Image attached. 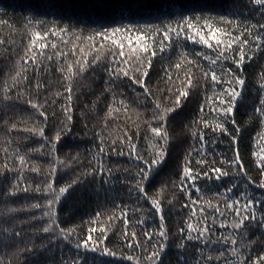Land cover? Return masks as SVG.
<instances>
[{
    "label": "snow or ice",
    "instance_id": "6c2138e0",
    "mask_svg": "<svg viewBox=\"0 0 264 264\" xmlns=\"http://www.w3.org/2000/svg\"><path fill=\"white\" fill-rule=\"evenodd\" d=\"M246 3L249 10L254 11L260 19L257 23L243 24L239 35H233L229 31V28L233 27V22L224 15H219L217 18L214 15L190 14L188 9L174 3L170 6V11L168 7L164 9L173 17L171 22L165 24L129 22L111 28L102 26L100 30L94 32L93 36L88 37L97 54L91 62L87 58L83 62L77 60L79 72L84 73L91 63L100 67L108 76L105 82L108 87L96 98L92 107L95 108L99 103H104L107 108L105 120L113 116L114 112L120 111V108H113L112 104L119 103L124 111H127L128 105L125 101L123 99L117 101V82L123 83L121 77H126L128 81H131L129 87L139 85L142 89V91L132 89L135 99L145 107L146 112L150 108V117L143 120L148 133L143 137V152L140 150L139 142H134L133 137L127 133L120 140L121 144H127L129 156L139 162L135 172L126 181L129 185L130 198H134L136 202L131 209L132 218H129V213L125 210L126 206L123 203L115 204L116 196H112L115 207L121 211V216L117 217L113 212L108 216V221L123 220L124 228L119 232L122 247H109L110 228L100 226L103 213L97 212L88 221L89 225L97 226H90L83 236L76 226H61L57 206L72 196L77 190L74 186L83 185L89 177L94 180L96 175L102 176L106 167L103 162L104 138L101 137L100 145L97 146L98 150L91 155L85 169L70 181L65 182L63 186H59L58 189L55 186L58 184V169L71 167L66 159L57 156V143L61 141L62 134H67L72 130L74 96L71 83L66 88L67 95L64 97L66 103L62 104L60 109L63 119L57 118L53 122L54 132L49 137L45 135V127L48 126L49 119L42 110L47 104V97L44 102L39 100L40 89L43 85L37 79L36 99L29 97L26 103L44 118V126L33 127L26 131L38 134L44 144L49 145L47 153L41 154L50 155L53 163L49 165V171L44 175V179L34 184L26 173L39 174L40 168L36 165L29 166L27 153H22L18 147L14 148L11 152V162L6 159L0 165L2 169L0 170V198H3L6 205L20 200L24 203L19 207H6L0 215L16 219L17 216L14 214L23 213L27 219L21 223L29 226L38 225L35 227V234H47L49 244L65 242L70 245L72 254L67 259L62 257L59 264H112V261L103 258H117L118 253H120L118 258L129 264H170L168 249L173 242L179 250L176 264H264V230H261L255 238L249 235V230L254 225H259L264 229V191L257 197L251 187L254 185L256 189L264 190V145L261 144V141H264V70L259 74V91L262 94L258 97V106L254 104L253 112L249 114V121L255 119L261 129L257 132L256 142L259 151L251 153L256 158L254 161L257 170L256 177L254 178L250 170L246 169L239 149H236L231 157H228L226 153L220 154L221 158L217 161L207 158L206 148L208 135L216 132L230 136L233 144L242 138L241 126H236L237 120L233 113L238 99H243L246 86L244 65L246 60L252 61L258 54L264 58V0H246ZM11 6V4L0 2V13L6 15ZM120 18L123 19V13ZM0 22L5 21L0 18ZM113 23L117 21L114 20ZM234 27L240 28V25L236 24ZM61 31L67 30L61 29ZM52 34L56 35L55 32ZM96 37H100L105 42L100 43L99 48H96ZM45 38L41 37L40 33H36L32 44L36 45L38 41ZM188 42L211 50V54L205 50L184 51ZM3 43L0 41V44ZM46 46L43 42L38 43L40 50ZM51 48L56 49L57 45L53 43ZM105 48L113 56L111 61H107L106 57L102 61L104 53L101 50ZM166 49L173 52L180 49L177 59L169 62V67L174 66L177 72L176 80L179 81V85L168 87L174 81L172 75L166 72L165 87L163 89L157 87L156 91L160 92V96L157 97L153 89L149 87V72L153 68V62L158 53H164ZM79 51L83 53L84 48H80ZM28 52H32V49L29 48ZM28 52H25V55H28ZM40 55H43L42 51ZM56 55L58 57L67 56V53L57 52ZM73 55H75V50ZM117 55L122 59H117ZM190 55L192 59L188 58ZM160 58L164 59L163 56ZM31 59L33 65L39 63L35 52H32ZM46 59L51 61L52 56H47ZM201 59L207 61L206 68L201 63ZM129 61L133 62L131 67L126 69L121 66L128 65ZM57 64L59 65V61ZM17 65H20V61H17ZM26 65L25 60L24 66H21L16 75L12 77L14 84L19 82L18 77L21 80L28 79L27 76L21 75L26 70ZM229 65H234L235 69ZM193 67L199 69L201 73L199 78L193 71ZM57 71L63 72L64 69L58 66ZM67 72L69 75L66 79L71 81L74 75L71 64L68 65ZM181 72L183 73L182 78L179 75ZM8 92L9 90L5 88V100L10 99ZM201 92L205 94L203 97L200 95ZM105 94L111 96V103L102 99ZM60 95L58 92L57 96ZM173 96L175 99H172ZM193 102L197 106L198 114L186 129L185 135H189L195 143L183 157V165L178 166L173 173L177 180L171 181L174 187L179 185L180 192L187 197L191 206L182 205L188 208L187 218L183 220L182 225L177 226L176 232H172L166 223V205L174 207L176 196L173 193L172 199H166V186L170 181L167 177H161L156 165L169 155L171 141L175 139L170 130L172 114L180 115ZM52 103L55 104L56 101L53 100ZM52 115L56 116V113L53 112ZM228 124L235 126V135L229 131ZM8 143L9 147L3 149L6 157L11 147V142ZM111 143L115 145L117 140L114 139ZM196 143L199 147L195 146ZM35 151L40 152V148ZM116 154L124 155V152L119 151ZM71 161L80 162V154L77 153L71 157ZM108 171L111 173V169ZM201 178L204 181H212L213 184L205 183L201 188L196 184V181ZM223 178H228L231 181L230 184L225 187L224 191H216L215 189L220 185L215 182ZM188 181L191 183H186ZM157 184L160 188L155 191ZM98 190L105 189L101 185ZM193 190L199 194L197 200L192 199ZM105 191L111 193L112 189ZM207 192H215L214 198L218 201L215 205L211 203V200L205 201L207 208H211V213L203 204L197 202L203 200ZM132 193H135L134 197L131 196ZM41 200L44 203H41ZM220 202L223 203V208L220 207ZM144 203L149 204L150 207L145 209ZM137 213L140 214L139 218H136ZM133 219H135L134 224ZM149 219L154 222L158 219V223L151 232L142 229V232L138 234L134 230L135 226L145 225ZM97 232L99 235L94 237L93 234ZM112 234L116 236L115 231ZM25 237L23 228L17 230L14 227L0 226V248L8 250L11 257L7 260L0 258V264H23L20 257L25 252L33 251L35 247V241L28 238V243H31L33 248H29L27 243L21 248L20 244ZM193 247L195 248L194 257L190 258L189 253ZM45 249L51 251L47 245H42V250ZM125 249L130 250L132 254L125 255Z\"/></svg>",
    "mask_w": 264,
    "mask_h": 264
},
{
    "label": "trees",
    "instance_id": "16d2710c",
    "mask_svg": "<svg viewBox=\"0 0 264 264\" xmlns=\"http://www.w3.org/2000/svg\"><path fill=\"white\" fill-rule=\"evenodd\" d=\"M0 2L12 5L6 15L0 13V18L5 21L0 22V41L4 42L0 44V165L6 159L11 162V152L18 147L22 153H27L26 158L29 166L36 165L41 170L39 174L27 172L26 175L34 184L44 179V175L49 171V165L53 163V160L50 155H42L41 153H47L49 145L44 144L43 139L38 134L26 131V129L33 127L44 126V118L32 110L26 101L29 97L33 100L36 99L35 84L37 79H39L43 85L40 89L39 100L44 102L45 97H47V104L42 109L49 119V124L45 127V135L51 137L54 132L53 122L57 118L63 119V113L60 109L61 105L66 103L64 99L67 95L66 88L71 83L74 96L72 130L67 134H62L61 141L57 143V156L61 159H66L71 164V167L63 170L58 169V184L55 186L58 189L59 186H63L65 182L70 181L85 169L88 160L91 159V155L98 150L97 146L100 145L101 137L104 138L105 153L103 154V162L106 167L102 176L96 175L94 180L89 177L84 181L83 185L74 186L77 187V190L72 196L63 200L57 206L61 226H76L83 236L87 233L90 226H97L95 224L89 225L88 221L97 212L103 213L100 226L110 228L108 233L109 247H122L119 232L124 228L123 220L114 219L113 221H108V216L114 212L117 217H120L121 211L115 207V204L123 203L126 206L125 210L129 213V218H132L131 209L136 202L134 198H130L129 185L126 181L135 172L139 162L134 157L129 156L127 144H121L120 140L127 133L133 137L134 142H139L140 150L143 152V137L148 135L143 125V120L150 117V108L146 112L145 107L135 99V93L132 89L135 88L137 91H142V89L139 88V85H131L129 87L131 81H128L126 77H121L123 83L117 82V101L123 99L125 104L128 105L127 111H124L119 103L112 104L113 108H120V111L114 112L113 116L105 120L104 117L107 111L105 104L101 102L97 107H92L96 98L108 87L105 83L108 76L100 67L91 63L90 66L86 67L84 73L79 72V65L76 61L83 62L87 58L91 62L97 54L92 48V43L88 40V37L93 36L94 32L100 30L102 26L111 28L112 26H120L129 22L138 24H165L171 22L173 17L166 13L164 9L168 7L170 11V6L174 3L188 9L190 14L214 15L217 18H219V15H224L233 22V27L229 28L233 35H239L243 24L249 22L257 23L260 18L254 11L249 10L246 0H0ZM122 13L123 19L120 18ZM114 20L117 23L114 24ZM236 24H239L240 28L234 27ZM221 26L223 27L224 25ZM61 29H66L67 31L62 32ZM53 32L56 35H53ZM36 33H40L41 37H46L38 41V43L43 42L47 45L43 50L38 48V43L36 45L32 44ZM77 37H80V39H77ZM96 41V48H99L100 43H105L100 37H96ZM53 43L57 45L56 49L51 48ZM29 48L36 53V59L39 61L36 65L32 63V52H28ZM80 48H84L83 53L79 51ZM192 49L196 51L205 50L211 54V50L203 49L202 46L193 45L191 42H188L184 51L190 52ZM74 50L75 55H73ZM41 51L43 55H40ZM101 51L104 53L102 61L105 60V57L107 61L113 59L111 52L107 48ZM125 51L127 52V49ZM179 51L180 49H176L174 52L166 49L164 53H158L154 59L148 81L149 87L153 89L157 97L160 96V92L156 91L157 87L159 86L160 89L165 87L166 72L172 75L174 81L168 87L179 85V81L176 80L177 72L174 66L169 67V62H174L177 59ZM25 52H28V55H25ZM57 52L67 53V56L58 57L56 55ZM47 56H52V60H47ZM161 56L164 59H161ZM116 58L122 59L118 55ZM188 58L192 59L193 57L190 55ZM25 60L27 61L26 70L21 75L27 76L28 79L21 80L18 77L17 80L19 82L14 84L12 77L16 75L21 66H24ZM17 61H20L19 66ZM57 61H59V65ZM132 63V61H129L128 65L121 66L127 69L132 66ZM201 63L205 68L207 67V61L201 59ZM69 64L72 65L74 73L71 81L66 79L69 75L67 72ZM58 66L62 67L64 71H57ZM229 66L235 69L234 65ZM262 70H264V58H261L259 54L252 61L246 60L244 65L246 86L243 92V99H238L233 113L237 120L236 126H241L240 135L242 138L233 144L230 136L216 132L208 135V143L206 144L208 150L207 158L209 160L216 159L218 161L221 158L220 154L224 153L231 157L233 152L239 149L246 169L250 170L254 178L257 175L254 164L256 158L251 153L259 151L256 142L258 140L257 132L261 129L255 119L249 121V114L253 112L254 104L258 106V97L262 94L259 91V74ZM193 71L198 78L201 76L199 69L193 67ZM179 75L181 78L183 77L182 72ZM5 88L9 90L10 99L8 100L4 99L6 95ZM58 92L61 94L60 96H57ZM208 94L210 95L211 93L209 92ZM200 95L203 97L205 94L201 92ZM102 99H106L111 103V96L107 94ZM172 99H175V97L173 96ZM53 100L56 101L55 104L52 103ZM201 102L203 101L201 100ZM196 108L197 106L193 102L180 115L172 114L170 130L175 139L171 141L169 155L160 164L156 165L161 177H167L170 181L166 186V199H172L173 193L176 196L174 207L166 205V223L172 232H176L177 226L182 225L183 220L187 218L188 208L182 207V205L191 206L187 197L180 192L179 185L177 184L174 187L171 181L177 180L173 173L178 166L183 165V157L195 143L189 135H185V131L191 121L197 117ZM205 110L207 111V109ZM53 112L56 113V116L52 115ZM138 113H141V115L138 116ZM13 125H15V128H13ZM137 125H139V128H137ZM227 127L235 135V126L228 124ZM137 131L139 132L138 136ZM206 131L210 132V130ZM114 139L117 140L115 145L111 143ZM9 141L11 142V147L9 148V155L6 157L3 149L9 147ZM261 144L264 145V141H261ZM41 145L44 146L41 147ZM195 146L199 147V144L196 143ZM37 148H40V152L35 151ZM119 151H123L124 155H117L116 153ZM77 153L80 154V162L71 161V157ZM217 166L219 165L217 164ZM108 169H111V173H109ZM104 181H107V183H104ZM230 182L228 178L215 182V184L220 185L215 190L224 191ZM186 183L190 184L191 181ZM205 183L213 184L212 181H204L202 178L196 181L197 186L201 188L204 187ZM101 185L105 190L112 189V192L98 190ZM251 187L257 197L264 191L256 189L254 185ZM159 188L160 185L157 184L155 191H158ZM69 191L71 192L72 190L70 189ZM113 195L116 196L115 204L112 199ZM198 195L193 190L192 199L197 200ZM214 195L215 192H207L203 200L197 201L198 204H203L209 213L212 210L207 208L205 201L211 200L213 205L217 204L218 201L214 198ZM131 196L134 197L135 193H132ZM40 202L44 203L43 200ZM22 203L24 201L20 200L6 205L3 198H0V212L5 211L6 207H19ZM143 207L147 209L150 205L144 203ZM220 207L223 208L222 202H220ZM14 215L17 216L16 219L0 215V226L14 227L17 230L23 228L26 237L20 244L21 248L25 243L28 244L29 248H33V245L28 243V238L35 241L33 251L25 252L20 257L23 264H42V262L44 264H59L62 257L67 259L72 254L70 253L71 246L67 243L49 244L47 234H35V227H38V225L29 226L28 224H22L21 221L27 219V216L23 213ZM37 215H39V212H37ZM139 215L137 213L136 218H139ZM134 223L135 219H133ZM156 223H158V219L155 222L149 219L145 225L135 226L134 230L138 234L142 232V229L151 232ZM130 230H132L131 226ZM261 230H264L261 226L254 225L249 230L250 237L255 238ZM113 231L116 232L115 237L112 234ZM97 235H99L98 232L93 234L94 237ZM141 238L143 239L142 235ZM42 245H47L51 251L42 250ZM200 247L203 246L200 245ZM168 251L170 253V264H176L179 250L175 247L174 242ZM194 252L195 248L193 247L189 253L190 258L194 257ZM124 254L132 253L130 250L125 249ZM119 255L120 253L117 254V258L104 257L103 259L112 261V264H129L127 261L120 260L118 258ZM0 258L5 260L11 258L8 250L0 248Z\"/></svg>",
    "mask_w": 264,
    "mask_h": 264
}]
</instances>
